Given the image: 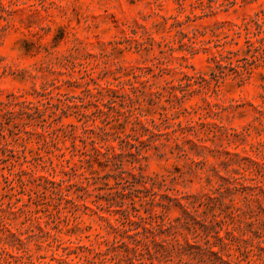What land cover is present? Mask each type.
<instances>
[{"label": "rangeland", "instance_id": "obj_1", "mask_svg": "<svg viewBox=\"0 0 264 264\" xmlns=\"http://www.w3.org/2000/svg\"><path fill=\"white\" fill-rule=\"evenodd\" d=\"M259 22L264 0H0V264H264V58L244 81L226 58Z\"/></svg>", "mask_w": 264, "mask_h": 264}, {"label": "trees", "instance_id": "obj_2", "mask_svg": "<svg viewBox=\"0 0 264 264\" xmlns=\"http://www.w3.org/2000/svg\"><path fill=\"white\" fill-rule=\"evenodd\" d=\"M258 26L259 33L263 34L264 31L262 29V24L260 23ZM256 42L258 43V45H256L255 42L248 38L246 41L247 48L245 50L241 49L237 52H230L231 55L235 56L236 64L234 63L232 56L226 57L230 61L229 65L232 66L231 71H233V73H235L236 76L241 79V81L246 80L252 73V66L257 61H260L262 60V58H264L262 56V53L264 51V38L257 39ZM223 77L224 71H221V75L214 74V78L217 82H219Z\"/></svg>", "mask_w": 264, "mask_h": 264}]
</instances>
